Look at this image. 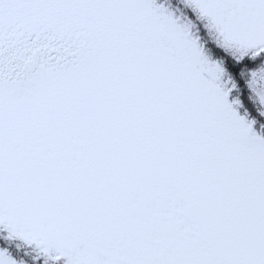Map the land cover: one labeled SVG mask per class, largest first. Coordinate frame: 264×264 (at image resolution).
<instances>
[{
  "label": "snow or ice",
  "instance_id": "snow-or-ice-1",
  "mask_svg": "<svg viewBox=\"0 0 264 264\" xmlns=\"http://www.w3.org/2000/svg\"><path fill=\"white\" fill-rule=\"evenodd\" d=\"M264 0H0V264H264Z\"/></svg>",
  "mask_w": 264,
  "mask_h": 264
},
{
  "label": "trees",
  "instance_id": "trees-1",
  "mask_svg": "<svg viewBox=\"0 0 264 264\" xmlns=\"http://www.w3.org/2000/svg\"><path fill=\"white\" fill-rule=\"evenodd\" d=\"M257 130L264 131L262 129H259V125H256Z\"/></svg>",
  "mask_w": 264,
  "mask_h": 264
}]
</instances>
